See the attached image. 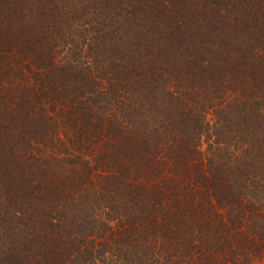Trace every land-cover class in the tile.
Returning a JSON list of instances; mask_svg holds the SVG:
<instances>
[{"label": "trees", "instance_id": "trees-1", "mask_svg": "<svg viewBox=\"0 0 264 264\" xmlns=\"http://www.w3.org/2000/svg\"><path fill=\"white\" fill-rule=\"evenodd\" d=\"M0 264H264V0H0Z\"/></svg>", "mask_w": 264, "mask_h": 264}]
</instances>
